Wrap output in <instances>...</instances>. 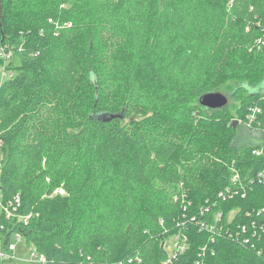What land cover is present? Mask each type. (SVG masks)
Here are the masks:
<instances>
[{"label": "trees", "instance_id": "1", "mask_svg": "<svg viewBox=\"0 0 264 264\" xmlns=\"http://www.w3.org/2000/svg\"><path fill=\"white\" fill-rule=\"evenodd\" d=\"M6 46L5 249L20 234L43 264H166L181 235L172 264H264V184L245 181L264 154L232 143L256 107L264 132V0H0V70ZM225 73L235 110L204 108Z\"/></svg>", "mask_w": 264, "mask_h": 264}, {"label": "rangeland", "instance_id": "2", "mask_svg": "<svg viewBox=\"0 0 264 264\" xmlns=\"http://www.w3.org/2000/svg\"><path fill=\"white\" fill-rule=\"evenodd\" d=\"M3 55V58H6L5 62L3 63V66L0 70V84L3 82L7 74H16L19 72L17 71H11L8 70V67L10 63L13 60L15 62V65L18 67L19 65V59L15 57V52L12 47L6 46ZM9 57L11 59H9ZM228 66V64H224V67ZM225 79L229 80L228 73H225L221 75L219 82L217 83V86L220 87L218 89L220 93H223L224 95H227L228 92H230L234 87L235 83L233 82H225ZM226 80V81H227ZM229 103H231L232 109L235 107V103L231 100H229ZM234 103V106L232 105ZM234 135L232 137V143L234 145H260L264 148V133L261 130H248L246 126H244L243 123L240 122L239 127L237 126L235 129ZM4 160V152L1 150L0 147V175H1V167ZM233 176V175H232ZM58 194L63 195L62 191H59ZM1 211V206H0ZM236 211H233L231 214L235 215ZM13 216L12 213H8V216ZM4 240L2 241V244H4ZM167 250L172 254L171 252L175 249L174 246V240L173 238L169 239L167 241ZM5 252L9 253L7 257H3L1 259L0 264H42L41 263V256L37 253L34 245L27 242V240L23 237H19L18 235H13L10 239V246L4 250Z\"/></svg>", "mask_w": 264, "mask_h": 264}, {"label": "built area", "instance_id": "3", "mask_svg": "<svg viewBox=\"0 0 264 264\" xmlns=\"http://www.w3.org/2000/svg\"><path fill=\"white\" fill-rule=\"evenodd\" d=\"M3 53H4V51H3ZM9 59H10V57H9ZM5 60H6V58H5ZM261 110H262L261 108L256 107L254 109H251L250 112L247 114V117L244 120L243 124H244V126H246V128L248 130H253V131L260 130V128L257 126L259 124L258 123V115L261 113ZM254 153L256 155L264 154V148L262 147L261 149H259V151L256 150ZM232 171H233V176L231 178V184L228 187H226L227 193L232 194L231 198H233L234 196L239 195L242 192L241 194H243V197H245V194H246L245 190L246 189L243 186L244 181L242 180L241 175L237 170H232ZM245 181L249 182L250 184H254L255 182L264 184V169L259 171L257 173V175L254 176L253 178H249V179L246 178ZM225 197L226 196H225L224 191L219 194V198L225 199ZM1 203H2V199H1V194H0V206H1ZM9 213H11V212H9ZM11 216H8V217H11ZM220 217H221V215H218V219ZM29 218H30V216L24 219L25 224L27 223ZM214 229H215L214 226H211V231H213ZM16 235H18L21 238L20 234H16ZM3 240L5 241L4 236L2 237L1 243H0V260L3 257H7L9 255V253L4 251L5 250L4 244H2ZM173 240H174L175 249L171 252L172 254H170V252H168V258H167V261L165 262L166 264H172L173 260L176 257H178V255L183 253L187 247L186 237L178 235V236L173 237ZM40 259H41V263L43 264L44 263V257L41 256Z\"/></svg>", "mask_w": 264, "mask_h": 264}, {"label": "water", "instance_id": "4", "mask_svg": "<svg viewBox=\"0 0 264 264\" xmlns=\"http://www.w3.org/2000/svg\"><path fill=\"white\" fill-rule=\"evenodd\" d=\"M199 102H200V105L206 109L219 110V109H223L229 104V97L220 92H209V93H205L204 95H202L200 97ZM103 120H106V119H103ZM238 122L239 121L235 120L232 124V127L236 128L238 125Z\"/></svg>", "mask_w": 264, "mask_h": 264}]
</instances>
